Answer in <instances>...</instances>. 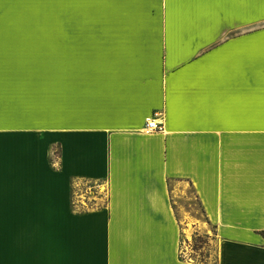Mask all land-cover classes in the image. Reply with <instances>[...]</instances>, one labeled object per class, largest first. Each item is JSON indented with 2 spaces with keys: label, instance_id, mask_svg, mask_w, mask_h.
<instances>
[{
  "label": "crops",
  "instance_id": "1",
  "mask_svg": "<svg viewBox=\"0 0 264 264\" xmlns=\"http://www.w3.org/2000/svg\"><path fill=\"white\" fill-rule=\"evenodd\" d=\"M263 233L264 0H0V264H264Z\"/></svg>",
  "mask_w": 264,
  "mask_h": 264
},
{
  "label": "rangeland",
  "instance_id": "2",
  "mask_svg": "<svg viewBox=\"0 0 264 264\" xmlns=\"http://www.w3.org/2000/svg\"><path fill=\"white\" fill-rule=\"evenodd\" d=\"M80 187V186H79ZM82 189L78 194L88 195L86 185H81ZM78 188V186H77ZM171 199L177 219L183 229L181 235V250L188 258L202 263H214L217 254L216 236L211 228H208L202 218L201 209L194 198L192 190L184 183H171ZM193 214L200 218L203 229H191L188 221ZM188 229V230H186Z\"/></svg>",
  "mask_w": 264,
  "mask_h": 264
},
{
  "label": "built area",
  "instance_id": "3",
  "mask_svg": "<svg viewBox=\"0 0 264 264\" xmlns=\"http://www.w3.org/2000/svg\"><path fill=\"white\" fill-rule=\"evenodd\" d=\"M160 128H159V125L158 123H156V120L154 117H151V118H148L146 119V123H145V128H144V132L149 134V133H152L154 131H158ZM92 189L88 188L87 189V192L91 191Z\"/></svg>",
  "mask_w": 264,
  "mask_h": 264
},
{
  "label": "trees",
  "instance_id": "4",
  "mask_svg": "<svg viewBox=\"0 0 264 264\" xmlns=\"http://www.w3.org/2000/svg\"><path fill=\"white\" fill-rule=\"evenodd\" d=\"M264 234V233H263Z\"/></svg>",
  "mask_w": 264,
  "mask_h": 264
}]
</instances>
